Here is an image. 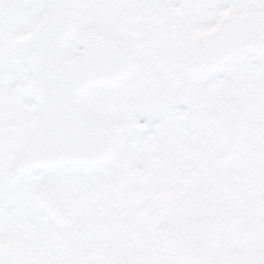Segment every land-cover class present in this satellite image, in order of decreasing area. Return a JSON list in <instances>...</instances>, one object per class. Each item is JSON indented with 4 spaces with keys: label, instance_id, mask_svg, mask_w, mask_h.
Masks as SVG:
<instances>
[{
    "label": "snow or ice",
    "instance_id": "1",
    "mask_svg": "<svg viewBox=\"0 0 264 264\" xmlns=\"http://www.w3.org/2000/svg\"><path fill=\"white\" fill-rule=\"evenodd\" d=\"M0 264H264V0H0Z\"/></svg>",
    "mask_w": 264,
    "mask_h": 264
}]
</instances>
